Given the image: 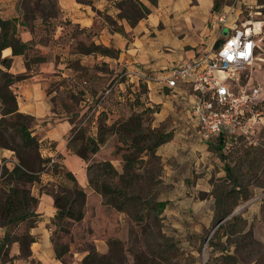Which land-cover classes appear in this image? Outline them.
I'll return each instance as SVG.
<instances>
[{"label":"crops","instance_id":"crops-1","mask_svg":"<svg viewBox=\"0 0 264 264\" xmlns=\"http://www.w3.org/2000/svg\"><path fill=\"white\" fill-rule=\"evenodd\" d=\"M12 1L0 0L2 19L19 18ZM118 1L57 0L64 20L77 25L81 30L93 33V40L97 45L114 48L119 52L116 61L118 64L126 66L135 75L136 71H139L156 79L148 82L144 99L148 106H159V112L154 115L153 128L166 129L167 132L172 133V139L165 144H170V156L178 154L171 151L172 148L180 149L181 156L186 150L184 153L189 158L191 166L200 160V163H208L212 167L208 157L214 152H211L210 145H205L199 140L191 121L190 108L193 98L187 95L183 88L175 92L169 89L162 81L163 75L168 70L179 67L189 59L211 49L219 38L224 40L221 34L225 28L217 21L220 14L228 16L226 28H239V23L243 26L254 24L258 28L257 32L264 35V19L261 18L264 12V0H223L218 12L214 11V0H158L156 6H152L147 0H140L151 9V14L134 27L130 26L126 20L119 19L120 10L116 6ZM106 16L115 20L126 35L110 26ZM19 31L24 42L33 39L29 29L20 26ZM40 56L45 57L46 62L28 71L24 57H13L11 48L2 52L3 58H13L10 70L12 74L27 76L14 86L19 112L36 119L33 135L39 139L42 158L51 159L53 164H60L61 169L71 172L79 186L87 193L85 217L79 223H71V234L85 231L92 225L91 218L100 217L107 221L104 231L106 234L107 229L110 228L109 224H112L111 218L115 217V223L118 225V221L120 224L126 223L127 216L104 205L103 197L90 187L88 164L69 148L72 123L67 118H54L56 114L52 111L50 101L52 97L49 95L48 88L50 83L58 77L64 59L61 58L58 62L57 56H60V53L46 46L41 47ZM84 57L86 61H89L87 57L90 56ZM163 146L159 149L158 155L164 162L163 156H167V153L165 155L162 153ZM2 161H7L9 168L18 163L12 152L0 149V164ZM112 164L119 172H122L121 160L117 161V165L114 162ZM48 170L42 175L41 182L34 184L31 188L32 195L38 199V204L33 209L38 217L32 227H27L26 234L33 238L29 248L30 256L26 257L22 254L21 240L12 239L24 234L21 229L29 224L25 221L20 223L11 234L12 240L7 242L4 248H0V264H83L87 254L81 255L71 250L62 259H58L56 255L53 233L56 230L57 209L54 196L48 191L59 185L71 186V183L62 173L54 172L52 168ZM215 175L218 183L226 180L223 170ZM229 182L228 180L227 183ZM213 190L212 187L200 189L202 197H200V206L210 205L209 211L217 212L222 208L219 199L223 194L216 193V189ZM239 203L233 208L232 216L220 222L216 229L222 224L227 228L233 226L235 224L233 217L242 215L246 225L237 236L243 235L244 238L242 237L240 243H237L234 240L231 241L236 235L231 236L226 233L225 236L215 239L213 245L208 247L207 264H259L258 257L252 258L249 262L244 261L243 253L248 248L242 249L239 244H242L241 241H246L245 236L250 233L249 236H252V239L264 248V220L259 212L260 206L253 199ZM239 205L243 206L239 207ZM94 225L95 223L91 228ZM5 234L6 229L0 225V244ZM111 236L121 237L117 232ZM93 240L98 252L108 254V239ZM230 257H235L236 261ZM65 258H68L70 262H64ZM217 258L219 260L214 262Z\"/></svg>","mask_w":264,"mask_h":264},{"label":"rangeland","instance_id":"rangeland-1","mask_svg":"<svg viewBox=\"0 0 264 264\" xmlns=\"http://www.w3.org/2000/svg\"><path fill=\"white\" fill-rule=\"evenodd\" d=\"M12 3L14 10L19 14V18L23 19L24 15L27 14V24L29 26L34 25L32 34L35 46L31 51L30 58L39 56L41 47L46 46L52 47L60 53V56H57L58 62L61 61V58L64 59L62 62L63 67L59 70L58 77L50 83L48 92L51 93L49 95L52 97L50 99L52 111L56 114L54 118H70L71 121H75L76 131L72 132L69 140L73 139L81 129L85 131L86 136L96 138L98 127L103 123V117L101 116L103 113L112 118L108 121V124H113L116 121L130 117L134 113H141L145 108L157 109V106H148L144 99L147 89L145 81L140 80L126 66L118 64L116 62L118 58L88 55L90 56L87 57L89 61H86L84 55H79L78 52L81 51V48L86 49L92 43H95L93 33L81 30L77 25L64 20L58 9L57 0H13ZM32 11L34 14L31 13L30 15ZM262 14L261 18L264 19V12ZM32 17L36 19L32 20ZM107 22L116 30H121L115 20H107ZM238 26H240L239 28L243 27L241 23ZM258 33L260 34V32ZM122 34L126 35L125 33ZM231 34L230 29L225 28L221 36L223 39H228ZM263 36L260 34L256 37L260 48L257 50V59L247 71L253 84L261 88L260 102L247 111V119L251 121L252 125L250 132L247 135L230 139L222 151L216 150L219 145L216 144L215 140L204 143L210 145L211 152H214L213 155L208 157L211 160L212 167L208 163H200V160L197 163L194 162L191 166L189 158L185 155L186 150L181 156L180 149L172 148L171 151L178 154L170 156V144L162 148V153L164 155L167 153V156H163L165 163L162 161L163 171L160 184L154 191L157 193L156 198L159 201L166 202L167 205L160 221H158L159 225L154 226L152 224L149 231L153 232L158 243H166L165 239L161 238L163 236L168 238L172 245H175L177 257L172 261L173 264H207L209 240L212 239L214 242L222 235V231L216 233L215 223L218 213L209 211L211 210L210 205L200 206L201 188L212 187L214 190L216 189V193H222L223 195L232 190L236 193L249 194L251 197L248 201L253 199L259 204V212L264 220ZM218 40L222 41L221 38ZM81 93H85V95ZM153 119L154 115H146L144 117L145 125L150 124L153 127ZM5 120V126L10 122H19L17 118L6 117ZM10 127H8L10 129L9 134H13V136H7V141L11 146L19 148L22 144L20 134L14 132V129ZM160 130L167 132L166 129ZM80 145V143H77V146L76 144L71 145L73 151L78 149ZM117 146V138H110L99 153L89 155L88 166L103 161H111L117 165V161L121 160V157L116 154ZM8 151L16 157L14 151ZM7 163V161H2L0 167L3 164L7 165ZM55 165L59 167L61 173L66 172L60 168V164ZM225 167L233 172V178L228 176ZM51 168L54 169L51 165H47L45 170ZM220 170L224 171L226 180L218 183L215 174L219 173ZM228 180L229 183H227ZM240 201H242L241 197L233 196L227 200L225 208L230 207L232 209ZM241 206L243 205H239V207ZM114 218H111L112 224H109L110 228L107 229L106 234L104 233L106 219L104 220L103 217L91 218V226L95 223L94 227L91 228L90 226L85 231L81 230L75 234H71L72 224H69V233H64L56 227L53 233V241L56 246H66L69 251L88 255L90 251H97L93 239L98 238L99 240L103 239V241L108 239L109 247L110 241L116 238L122 241L125 252V256L120 255V262H122L123 257H126L124 263L133 264V255L143 247L141 244L142 229L137 228L128 217L126 223L120 224V221H118V225L115 223ZM245 225V220L242 215H239L238 220L235 221V227L226 230L227 234L236 235L235 239H231V241L234 240L240 243V239L244 236H237V234L245 228ZM28 226L29 224L21 229L24 234H26ZM116 232L122 238L111 236ZM135 237H139L140 243H135ZM245 238L246 241H241L242 244H239L242 249L248 248L243 253V260L249 262L252 258L258 257L259 264H264V248L252 239V236L246 235ZM108 253H110V247ZM64 262L69 263L70 260L65 258Z\"/></svg>","mask_w":264,"mask_h":264},{"label":"trees","instance_id":"trees-1","mask_svg":"<svg viewBox=\"0 0 264 264\" xmlns=\"http://www.w3.org/2000/svg\"><path fill=\"white\" fill-rule=\"evenodd\" d=\"M147 1L152 6H156L158 3V0ZM214 2V11L218 12L223 0H214ZM57 6L60 10L58 2ZM116 6L120 10L119 19L126 20L132 27L151 14V9L140 0H119ZM31 13L34 14L33 11L30 12V15ZM31 19L35 20L36 18L32 17ZM106 19L112 20L109 16H106ZM32 20L30 21L32 22ZM27 23V14L24 15L23 19H2L0 16V111L2 113L0 149L14 151L18 159V163L12 168L7 167L6 164L0 167V225L6 229L5 238L1 242L0 248H4L7 242L16 238L21 240L22 254L29 257V248L33 243V238L28 234H23L20 237L15 236L12 239L10 236L22 222L28 221L29 227L34 225L38 215L33 209L37 206L38 199L32 195L31 187L36 183H40L42 175L49 171L48 169L45 170L46 166L51 164L54 172H61L59 167L52 163L51 159H44L41 156L39 139L33 135V128L37 123L36 119L19 112L14 86L26 79L27 76L12 74L10 70L13 58L2 57V52L11 48L13 57H24L28 71L46 62V58L40 55L30 58L35 41L31 39L24 42L19 31L21 26L32 32L34 25L29 26ZM120 29L119 32L123 33V29ZM223 41H217L215 48L220 47ZM114 50V48L92 43L86 49L81 48L78 53L84 56L102 55L118 58L119 52ZM145 86L147 88V85ZM49 94L51 93L49 92ZM81 94L85 95V93ZM158 112L159 106H157V109L145 108L141 113H134L130 117L116 121L113 124H108V121L112 118L103 113L101 115L103 123L98 127L96 138L86 136L85 131L81 129L69 142L70 149L75 144L77 146V143L81 144L78 149L74 151L72 149V151L88 163L90 154L99 153L110 138H117L116 154L121 157L122 172H119L111 161L95 162L88 166L89 185L103 197L104 205L125 214L137 228L142 229L141 244L143 247L133 255V264H173L172 261L177 257L176 247L170 243L171 241L168 238L162 236L161 238H164L166 243L160 244L153 232L149 231L152 224L154 226L159 225L158 221H160L167 205L166 202L159 201L156 198L157 193L154 189L159 186L163 171L162 158L158 155V151L172 139L171 133L153 128L150 124L145 125L144 117L155 115ZM6 117L19 120L18 123H8L11 126L10 128L14 129V132L20 134L22 144L19 148L11 146L7 141V136L12 137L13 134H9V126H5ZM67 119L72 123V134L76 131L75 121H71L70 118ZM229 141L230 139L225 136L218 138L216 144L219 145V148L216 150L222 151ZM225 170L228 176L233 178V172L227 167H225ZM62 174L70 181L71 186L59 185L48 192L54 196L55 200L57 209L56 227L64 233H69V224L79 223L85 217L87 193L79 186L76 177L71 172ZM233 196L241 197L244 202L251 197L249 194L236 193L234 190L222 195L219 199L222 208L217 211L218 216L215 226L234 213L233 208L239 203L232 209L223 207L227 200ZM232 220L237 221L238 217L234 216ZM234 227L235 224L228 228L222 224L218 227L216 233L222 231L221 236H225L226 230ZM249 235L251 234H247V236ZM134 241L140 243L139 237H135ZM211 245H213L212 239L209 240V246ZM109 247L110 253L108 254L90 251L84 258L83 264H125L126 257L121 259L122 262L119 260L120 255L125 256L122 241L115 238L110 241ZM68 252V247L56 246L58 259H62ZM230 258L236 261L235 257ZM218 260L219 258L215 259L214 262Z\"/></svg>","mask_w":264,"mask_h":264},{"label":"built area","instance_id":"built-area-1","mask_svg":"<svg viewBox=\"0 0 264 264\" xmlns=\"http://www.w3.org/2000/svg\"><path fill=\"white\" fill-rule=\"evenodd\" d=\"M217 21L226 28L228 16L220 14ZM230 32L220 47L214 46L163 75L169 89L183 88L193 98L191 121L202 143L221 136L247 135L252 129L247 111L260 102L261 88L247 73L257 59L259 31L249 25ZM136 76L146 84L156 80L139 71Z\"/></svg>","mask_w":264,"mask_h":264},{"label":"water","instance_id":"water-1","mask_svg":"<svg viewBox=\"0 0 264 264\" xmlns=\"http://www.w3.org/2000/svg\"><path fill=\"white\" fill-rule=\"evenodd\" d=\"M239 210H237V212H238Z\"/></svg>","mask_w":264,"mask_h":264}]
</instances>
